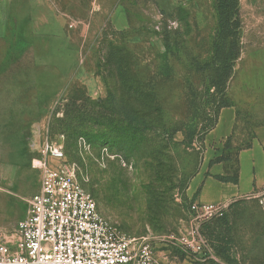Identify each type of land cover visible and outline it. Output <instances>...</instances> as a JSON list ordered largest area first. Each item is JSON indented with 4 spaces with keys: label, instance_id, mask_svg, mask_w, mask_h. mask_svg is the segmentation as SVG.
Returning a JSON list of instances; mask_svg holds the SVG:
<instances>
[{
    "label": "rangeland",
    "instance_id": "obj_1",
    "mask_svg": "<svg viewBox=\"0 0 264 264\" xmlns=\"http://www.w3.org/2000/svg\"><path fill=\"white\" fill-rule=\"evenodd\" d=\"M238 18L235 49L216 46L217 0H0V242L51 138L99 212L164 264H264V0H238ZM222 200L188 254L191 203Z\"/></svg>",
    "mask_w": 264,
    "mask_h": 264
},
{
    "label": "built area",
    "instance_id": "obj_2",
    "mask_svg": "<svg viewBox=\"0 0 264 264\" xmlns=\"http://www.w3.org/2000/svg\"><path fill=\"white\" fill-rule=\"evenodd\" d=\"M38 152L41 184L13 238L0 242V264H164L148 238L124 236L99 212L62 143L45 139ZM258 198L264 206V196ZM225 210V204L191 203L194 223L183 241L188 254L205 251L200 225Z\"/></svg>",
    "mask_w": 264,
    "mask_h": 264
},
{
    "label": "trees",
    "instance_id": "obj_3",
    "mask_svg": "<svg viewBox=\"0 0 264 264\" xmlns=\"http://www.w3.org/2000/svg\"><path fill=\"white\" fill-rule=\"evenodd\" d=\"M217 11L219 16V25H218V33L216 39V46L222 47L231 45L235 49L238 47V27L240 24L238 18V0H217ZM231 61L234 62L238 57V51L233 54ZM74 110H72V114L74 118L77 116L76 113L80 114L81 109L77 106L76 103L73 104ZM72 114H68V118H66L62 125L67 129H73L74 120ZM85 116L84 114H82ZM83 137V136H82ZM87 137V136H86ZM115 142V140H113ZM91 142V141H90ZM215 179L222 182H231L229 179H225L220 176H216ZM237 183L238 180L232 181Z\"/></svg>",
    "mask_w": 264,
    "mask_h": 264
},
{
    "label": "crops",
    "instance_id": "obj_4",
    "mask_svg": "<svg viewBox=\"0 0 264 264\" xmlns=\"http://www.w3.org/2000/svg\"><path fill=\"white\" fill-rule=\"evenodd\" d=\"M253 149H254V148H253ZM262 149L264 150V148H262ZM240 158H241V157H240ZM240 173H241V172H240ZM190 193H191V194H194V193H196V192H193V193H192V192L190 191ZM247 194H251V193H245V194H244V193H240V194H238V195L242 196V195H247ZM230 197H231V196H230ZM222 202H223V200H222V201H219V202H216V203H222ZM201 203H212V202L201 201ZM213 203H215V202H213Z\"/></svg>",
    "mask_w": 264,
    "mask_h": 264
}]
</instances>
